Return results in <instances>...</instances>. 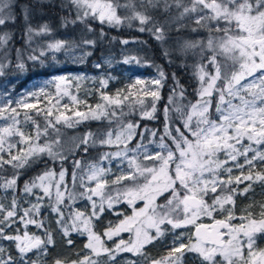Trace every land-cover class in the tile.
Segmentation results:
<instances>
[{
    "label": "snow or ice",
    "instance_id": "obj_1",
    "mask_svg": "<svg viewBox=\"0 0 264 264\" xmlns=\"http://www.w3.org/2000/svg\"><path fill=\"white\" fill-rule=\"evenodd\" d=\"M125 29L188 80L125 55L157 75L112 92L102 53L99 76L0 94V264H264V0H0V77L147 43L110 35ZM58 237L75 258L52 256Z\"/></svg>",
    "mask_w": 264,
    "mask_h": 264
},
{
    "label": "rangeland",
    "instance_id": "obj_2",
    "mask_svg": "<svg viewBox=\"0 0 264 264\" xmlns=\"http://www.w3.org/2000/svg\"><path fill=\"white\" fill-rule=\"evenodd\" d=\"M21 4L26 3L27 0H19ZM58 2V0H56ZM44 11L46 15L44 19H50L56 22L58 16V8L55 7H45ZM40 19V17H37ZM57 38H62L65 36L64 30L57 32ZM111 36H116L118 39H135L146 41L144 45L141 44H129L127 46L121 45L118 40L111 44L105 42L101 47H98L94 52L92 57H89L86 63H74L64 54H57L59 63L49 62L48 64L41 66L39 64L28 63L26 71L18 72L14 68L6 70L7 74L4 77H0V94H3L7 90L13 98H19L31 91H38L40 87H45V82L51 80L54 76L59 75H85L87 77H94L101 75V72L93 67L95 62H98L101 58L102 53L104 55H109L113 57V66L108 68L107 71L110 72L115 80L110 82L109 90L115 92L117 88L124 87L126 84L132 82L136 78L141 79H151L156 76V69L148 66H139L136 64L125 65L123 63H118L121 61L125 55H138L144 57L155 64L164 67L165 71L169 73L176 72L178 76L181 77V82H186L188 80V75L184 73L181 69L177 68L175 65H169L167 60L161 55V50L158 43L152 40L147 33H139L135 30L125 29L123 31H111ZM17 41H21V33L17 30L16 32ZM20 47V43L15 45ZM169 84H171V79H169ZM83 87L87 89H92L94 83L91 80L83 82ZM48 90H53L51 86H47ZM169 88L166 86L163 89L162 95L166 98ZM81 96H83V91H81ZM89 102H94L92 97H89ZM95 130L97 128L96 122H91L89 125H81L75 130H67L69 135H78L88 130V128ZM95 153H93L94 155ZM256 200L264 199V193L261 189L257 187L256 189ZM108 220H115V216L106 215L104 217V223ZM76 247L82 246L83 238H76ZM166 248L162 244H157L155 247H150L149 252L152 256H159L165 254ZM127 257L132 258L130 254H125ZM53 257H65L75 258L74 250L67 247L61 242L60 238H57L56 248L52 252ZM185 264H193L191 257H189Z\"/></svg>",
    "mask_w": 264,
    "mask_h": 264
}]
</instances>
